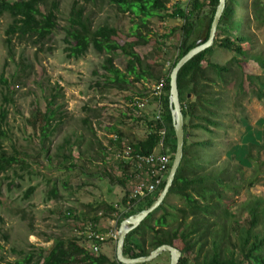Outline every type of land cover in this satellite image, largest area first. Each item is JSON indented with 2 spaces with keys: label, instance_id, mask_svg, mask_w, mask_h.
<instances>
[{
  "label": "trees",
  "instance_id": "trees-1",
  "mask_svg": "<svg viewBox=\"0 0 264 264\" xmlns=\"http://www.w3.org/2000/svg\"><path fill=\"white\" fill-rule=\"evenodd\" d=\"M170 2L171 0H72L62 26V41L65 45L63 51L67 57L79 59L90 49L97 54L104 55L100 64L103 81L101 84L97 82V86L130 92L133 96H137L136 99H139L153 83L160 78L164 79L161 98L163 124L154 119V110L149 120L134 118L136 121L144 120L146 133L142 139L128 145L129 156L136 153L150 154L157 148L160 128H165L164 147L159 151L169 155V162L162 182L154 191L142 197L128 198V194H125L116 206L106 202L85 204V207L95 210L89 217L94 224L100 219L97 215L98 211L103 210V217L109 219L116 217L118 230L123 219L148 208L164 187L176 148L169 108V74L175 63L196 45L197 40L207 38L218 0H186L184 4L174 2L168 6ZM60 3L61 0H0V16L7 14L10 18L4 29L3 38L8 55H11L13 46L18 43L33 46L37 51L42 50L58 27ZM99 3L113 6L117 12L127 13L131 17L129 37H133L134 40L120 44L114 38L119 32L116 26L94 23L93 18L86 11V5L96 6ZM242 4L243 2H240V5ZM35 5H40L43 9L37 10ZM234 12V0H227L217 25L213 45L193 56L177 73V89L184 120L182 157L172 185L162 203L149 213L135 229L126 234L123 245L125 256H144L162 244H169L181 252L177 264H264V232L253 230L258 219L264 217L260 199L244 203L249 215L247 224H240L230 211L228 204L225 203V200L230 198L227 192H238L245 182L248 186L254 184L249 178L248 182L245 181V171L242 168L244 166L248 168L251 165L254 159L253 147L259 149L261 146L255 142L246 115L242 116L244 132L241 135V143H230L225 159L220 158V150H217L216 129L222 126L218 115H220L219 110L224 107V100L220 94L230 81L234 82V90L237 93L242 91L243 71L238 65L237 56L243 54V44L249 40L243 29L242 17L238 24L240 33L237 36L234 34L236 31ZM154 18L160 21L179 20L175 58L164 73L144 61L136 50L137 46L147 44V36L152 26L151 19ZM215 48H221L233 54L228 65L218 64L208 59V55ZM117 52L125 58L124 70L114 64ZM250 57L264 71V55L250 54ZM27 66L25 64V67ZM0 84L2 86L0 174L6 176L11 172L18 175V170L30 174L31 165L19 155L16 148L13 145L10 150L5 147V141L9 139L6 127L9 114L8 105L14 100L3 73L0 75ZM136 85L137 92H133L132 88ZM60 92L61 87L58 83H54L51 91L45 96L44 112L34 109L29 120L34 131L40 136L41 149L48 159H50V138L57 127L55 115L62 116L63 114L58 101ZM256 97L261 96L257 94ZM135 100L130 97L129 103L132 104ZM133 108L136 109L134 105ZM259 122L262 124L264 121ZM82 123L94 134L88 118L82 119ZM188 129L201 130L204 136L189 142ZM96 141L99 146V155L103 158L106 148L101 146L98 139ZM69 142V138H64L57 147L58 152L61 153ZM62 157L63 160L68 159L65 154H62ZM118 160L124 162L125 167L133 163L130 158H118ZM62 165L64 169L72 167V164L65 165L64 162ZM131 176L134 175L121 176L118 183L122 186L126 185ZM107 177L109 181L114 182L115 178ZM34 190L35 186L30 185L24 190L22 198L28 199ZM56 195L57 190L52 185L49 196L55 198ZM170 195H176L182 204H170ZM85 213L82 211V216H87ZM69 215L70 212L66 217ZM232 234L236 235L237 245L231 241ZM78 241L76 237L57 236L48 249L38 248L34 261L31 252L26 254L18 264H30L31 262L32 264H113L117 262L115 255L110 258L102 252L94 254ZM159 256L151 262L142 264H156Z\"/></svg>",
  "mask_w": 264,
  "mask_h": 264
},
{
  "label": "rangeland",
  "instance_id": "rangeland-1",
  "mask_svg": "<svg viewBox=\"0 0 264 264\" xmlns=\"http://www.w3.org/2000/svg\"><path fill=\"white\" fill-rule=\"evenodd\" d=\"M71 1L61 0L58 27L40 51L25 43H18L13 46L11 55H8L3 38L10 18L7 14L0 16V75L3 73L7 79L14 100L8 105L6 127L9 139L5 141V147L10 150L13 145L19 155L28 161L32 170L30 174L19 170L18 175L9 172L7 177L0 174V264H18L31 252L34 261L38 248L48 249L57 236L76 237L82 246L97 254L90 248L85 232L89 226L101 234L117 231V220L116 217H103V210H99L97 215L100 219L94 224L89 217L95 210L85 207V204L106 202L116 206L125 194L133 190L136 177L141 174L133 163L125 167L124 162L118 160L120 156L117 154L124 156L123 150L128 145L145 136L144 120L136 121L134 118L151 119L153 106L148 102L144 109L136 110L133 108V102L131 104L129 101L130 97L135 100L137 96L116 88L96 85L97 82L101 84L103 81V71L100 68L103 54H97L90 49L79 59L66 56L63 51L65 45L62 41V26ZM185 1L171 0L168 6L174 2L184 4ZM234 2V34L237 36L240 33L238 24L242 17L243 29L249 40L243 44V54L236 55L238 65L243 71L242 91L237 93L234 90V82L230 81L220 94L224 107L219 110L218 116L222 126L216 129V141L220 158L225 159L228 145L241 143V135L244 132L242 116L246 115L255 142L261 146L259 149L253 147L254 159L251 165L242 168L245 171V181L248 182L249 178L254 184L248 186L245 182L238 192H227L230 198L225 200L238 222L247 224L249 215L244 206L246 201L260 199L261 209H264V122H259L264 121V71L250 57V54L264 55V0H242V5L240 0ZM35 8L43 9L40 5H35ZM86 11L95 24L107 23L116 26L119 32L114 38L120 44L134 40L129 37L132 22L127 13L117 12L113 6L106 3L96 6L88 4ZM151 24L147 44L137 46L136 50L144 61L164 73L175 58L179 20L160 21L154 18L151 19ZM232 55L231 52L215 48L208 55V59L228 65ZM25 64L28 66L25 67ZM114 64L124 70L123 55L115 53ZM54 83L61 87L58 101L63 114L55 115L57 127L50 138L48 159L41 149L40 136L34 131L29 120L34 109L44 112L45 96L51 91ZM150 83L152 84V81ZM137 89L136 85L132 91L137 92ZM1 91L0 84V101ZM146 92L147 90L143 97ZM257 94L261 97L257 98ZM84 118L89 119L94 134L82 123ZM188 130L189 142L204 136L201 130ZM64 138H69L70 142L60 153L57 147ZM96 139L106 148L103 158L99 155ZM62 154L68 159L63 160ZM63 162L65 165L72 164V167L62 168ZM124 175L134 176L122 186L118 180ZM107 176L115 178L114 182L109 181ZM30 185H34L35 190L28 199H23V192ZM52 185L57 190L55 198L49 196ZM169 201L170 204H182L176 195H170ZM82 211L86 212L87 216H82ZM68 212L70 215L66 217ZM29 222L32 223L31 226ZM253 230L264 232V217L258 219ZM114 241L116 240L113 238H107L99 244L98 252L112 258L115 255ZM231 241L237 245L235 234H232ZM227 245L231 249L230 245ZM163 254V259L157 258L158 263L161 260L160 264H168L169 254Z\"/></svg>",
  "mask_w": 264,
  "mask_h": 264
},
{
  "label": "water",
  "instance_id": "water-1",
  "mask_svg": "<svg viewBox=\"0 0 264 264\" xmlns=\"http://www.w3.org/2000/svg\"><path fill=\"white\" fill-rule=\"evenodd\" d=\"M227 0H218V4L216 6L208 36L207 38L203 37L197 40L196 45L190 48L172 67L169 74V108L171 113V120L173 131L176 138V148L173 155V159L168 171V174L165 179V184L162 190L160 191L157 198L150 204V206L138 213L132 214L127 218L123 219L117 230V238L115 243V257L116 260L121 264H142L153 261L157 256L162 254L163 252H168L169 254V263L168 264H177L179 258L181 256V252L178 248L171 246L169 244H162L155 249L151 250L147 255L139 256V257H128L123 254V245L124 239L128 232L135 229L142 220L151 213L154 209H156L164 200L166 194L168 193L174 175L176 173L177 167L180 163L182 157V147L184 143V131H183V115L181 111L179 94L177 89V73L179 69L188 62L193 56L198 54L199 52L211 47L214 43L217 25L220 20V16L226 6Z\"/></svg>",
  "mask_w": 264,
  "mask_h": 264
},
{
  "label": "built area",
  "instance_id": "built-area-1",
  "mask_svg": "<svg viewBox=\"0 0 264 264\" xmlns=\"http://www.w3.org/2000/svg\"><path fill=\"white\" fill-rule=\"evenodd\" d=\"M163 86L164 79L160 78L147 89V92L145 93L146 95L144 97L136 99L133 102L136 110L144 109L147 103L151 102L154 110V119L161 124H163L161 115V98ZM159 133L160 138L157 148L150 154L142 155L136 153L133 156H129V147L123 150L124 156L117 154V156H120V158H130L135 168L141 172V174L137 175L136 181L133 185V190H131V192L128 194V198L142 197L145 194L151 193L162 182L167 164L169 162V155L163 151H159V149L164 147L163 138L165 135V128H160ZM84 235L87 241L90 242V248L92 251L98 252L99 244L105 241L107 238H113L116 240L117 231L101 234L89 226ZM113 264L121 263L117 261Z\"/></svg>",
  "mask_w": 264,
  "mask_h": 264
},
{
  "label": "crops",
  "instance_id": "crops-1",
  "mask_svg": "<svg viewBox=\"0 0 264 264\" xmlns=\"http://www.w3.org/2000/svg\"><path fill=\"white\" fill-rule=\"evenodd\" d=\"M240 2L242 3V0H240ZM114 243H116V241H114ZM107 247H109V246H107ZM105 254V253H104ZM107 255V254H106ZM163 253L159 256V259H163ZM161 261V260H160ZM160 261H159V263H158V261H157V264H160Z\"/></svg>",
  "mask_w": 264,
  "mask_h": 264
}]
</instances>
